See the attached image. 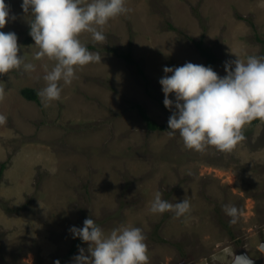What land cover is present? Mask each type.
Segmentation results:
<instances>
[{"label":"rangeland","instance_id":"374dc122","mask_svg":"<svg viewBox=\"0 0 264 264\" xmlns=\"http://www.w3.org/2000/svg\"><path fill=\"white\" fill-rule=\"evenodd\" d=\"M5 2L16 19L0 31L17 34L18 54L35 70L0 75V114L8 118L0 125V264H74L79 248L90 255L89 245L81 241L69 256L78 238L69 228L87 218L106 234L120 225L142 228L149 264H232L246 253L264 264L257 252L264 243V121L246 124L245 140L231 153H200L178 133L149 129L135 107L168 123L163 68L208 66L199 41L217 55L213 70L221 77L224 62L236 59L231 51L242 59L264 55V0H126L130 11L104 26V43L80 34L101 62L78 68L47 106L22 90L42 89L55 61L35 59L33 17L22 0ZM128 51L148 81L121 55ZM157 192L173 204L188 199L190 212L152 214ZM225 205L240 210L236 223Z\"/></svg>","mask_w":264,"mask_h":264},{"label":"clouds","instance_id":"9594fccd","mask_svg":"<svg viewBox=\"0 0 264 264\" xmlns=\"http://www.w3.org/2000/svg\"><path fill=\"white\" fill-rule=\"evenodd\" d=\"M20 7L33 17L28 23L29 35L39 49L35 59L47 57L55 61L43 77L45 86L38 92L45 106L61 99L63 87L76 79L78 68L102 60L99 53L89 51L81 42L80 34L90 33L94 42L104 43V26L110 19L130 11L126 0H22ZM15 19L10 5L0 0V29ZM20 51L17 34L0 31V75L13 70H35L34 64L25 63ZM231 52L236 59L224 62L223 77L210 65L192 62L163 68L165 75L159 80L163 104L172 113L168 134L178 133L187 149L203 153L213 147L231 153L245 140L246 124L254 119L264 121V55H246L242 59L241 54ZM170 94H174V99ZM5 96V88L0 85V102ZM7 119L0 114V125L6 124ZM190 210L188 199L173 204L162 199L160 192L149 209L152 214L173 212L177 218ZM224 211L231 218L230 223L237 222L240 210L235 205H225ZM69 232L89 245L90 255L79 248L74 264H149L146 234L140 227L120 225L106 234L94 219L87 218L83 227L71 226ZM257 252L264 254V243L258 244ZM232 264L253 261L246 256H234Z\"/></svg>","mask_w":264,"mask_h":264},{"label":"trees","instance_id":"16d2710c","mask_svg":"<svg viewBox=\"0 0 264 264\" xmlns=\"http://www.w3.org/2000/svg\"><path fill=\"white\" fill-rule=\"evenodd\" d=\"M172 29H176L173 25L171 26ZM198 43V47L201 50V53L203 56H205L206 61L208 66H212V68L214 67V65L217 63L218 57L217 55L211 50L210 47L205 46L203 43V41H199ZM127 63L131 64V65H136V68L138 70V72L143 76V78L148 81V78L143 70V66L133 58L132 56V52L128 51L127 53H122L121 54ZM149 84V83H148ZM38 90L34 89V88H24L22 90V94L26 97V98H30L31 100H36L38 102H41V98L38 95ZM135 107L139 110L140 115L142 116L143 120L146 122L147 127L151 130H161V131H169L168 130V123H159L158 121H156L155 119H153L152 117H150V115L147 113L146 109L144 106H142L141 104L137 103L135 104ZM261 120L258 119H254L253 121H251L250 123L252 124H257L258 122H260ZM6 167V164L3 163L1 165V169H0V177H2L4 169ZM81 244V240L79 238L75 239L73 248L70 250L69 252V256L70 255H74L78 249V247Z\"/></svg>","mask_w":264,"mask_h":264},{"label":"water","instance_id":"95a60500","mask_svg":"<svg viewBox=\"0 0 264 264\" xmlns=\"http://www.w3.org/2000/svg\"><path fill=\"white\" fill-rule=\"evenodd\" d=\"M238 256H240L239 254H238ZM246 257H248L249 259H251L250 257H249V255H248V253H246V255H245ZM260 262H261V260H260ZM259 264V262H257V261H255L253 264Z\"/></svg>","mask_w":264,"mask_h":264}]
</instances>
